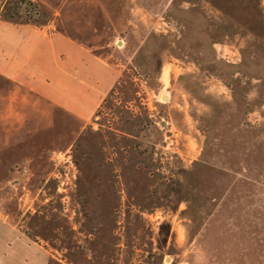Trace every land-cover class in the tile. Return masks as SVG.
<instances>
[{
	"label": "rangeland",
	"instance_id": "obj_1",
	"mask_svg": "<svg viewBox=\"0 0 264 264\" xmlns=\"http://www.w3.org/2000/svg\"><path fill=\"white\" fill-rule=\"evenodd\" d=\"M23 1L0 21L63 13L118 78L0 147L11 264H264V0Z\"/></svg>",
	"mask_w": 264,
	"mask_h": 264
},
{
	"label": "crops",
	"instance_id": "obj_2",
	"mask_svg": "<svg viewBox=\"0 0 264 264\" xmlns=\"http://www.w3.org/2000/svg\"><path fill=\"white\" fill-rule=\"evenodd\" d=\"M58 19L57 27L0 21V147L30 130L32 115L42 123L43 115L66 114L83 130L117 81L112 48L82 41L63 13ZM17 244L18 233L0 218V264L12 263Z\"/></svg>",
	"mask_w": 264,
	"mask_h": 264
},
{
	"label": "trees",
	"instance_id": "obj_3",
	"mask_svg": "<svg viewBox=\"0 0 264 264\" xmlns=\"http://www.w3.org/2000/svg\"><path fill=\"white\" fill-rule=\"evenodd\" d=\"M22 2H24L23 0H19V2L18 3H22ZM17 2H16V4H18ZM30 5V4H29ZM21 7H16V9H17V11H21L22 9H20ZM24 11L22 12L23 14H24V16H26L27 18H28V20H34L33 19V16L35 15V14H37L38 15V11L35 9V7H33V8H28V9H23Z\"/></svg>",
	"mask_w": 264,
	"mask_h": 264
},
{
	"label": "bare ground",
	"instance_id": "obj_4",
	"mask_svg": "<svg viewBox=\"0 0 264 264\" xmlns=\"http://www.w3.org/2000/svg\"><path fill=\"white\" fill-rule=\"evenodd\" d=\"M165 99H167V97H165Z\"/></svg>",
	"mask_w": 264,
	"mask_h": 264
}]
</instances>
